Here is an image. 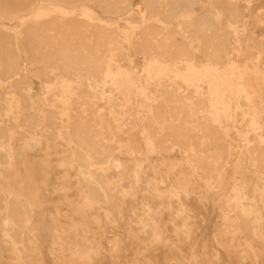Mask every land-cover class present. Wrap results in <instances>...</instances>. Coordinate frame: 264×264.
Segmentation results:
<instances>
[{
	"label": "rangeland",
	"instance_id": "1",
	"mask_svg": "<svg viewBox=\"0 0 264 264\" xmlns=\"http://www.w3.org/2000/svg\"><path fill=\"white\" fill-rule=\"evenodd\" d=\"M198 1L0 0V264H264V0Z\"/></svg>",
	"mask_w": 264,
	"mask_h": 264
},
{
	"label": "bare ground",
	"instance_id": "2",
	"mask_svg": "<svg viewBox=\"0 0 264 264\" xmlns=\"http://www.w3.org/2000/svg\"><path fill=\"white\" fill-rule=\"evenodd\" d=\"M55 2L57 1V0H54ZM173 2H172V4H170L169 6H166V5H164L163 6V9L162 10H160V11H156V13H154L153 15H151L150 14V12H149V14L148 15H150V17L151 18H154V19H159V20H164V19H169V20H173V19H175L176 18V20L178 19V20H180V21H182L183 22V24H184V26H182V27H184L185 28V30H186V32L188 31V33H191V32H189L190 30H192V31H194V32H196V33H206V31H209L210 29H211V23H212V21L210 20L209 21V19L208 18H205V17H203L202 16V5L199 3V1L198 0H172ZM78 4V3H77ZM76 4V5H77ZM96 4V3H95ZM98 4V3H97ZM220 4V3H219ZM75 5V4H74ZM74 8V7H73ZM68 9H69V7H68ZM228 10L229 9H227V13H228ZM104 12V11H103ZM102 12V13H103ZM223 12H226V11H223ZM208 13V12H207ZM100 14V13H99ZM107 14H109V13H107ZM111 14V13H110ZM233 14V13H232ZM101 15V14H100ZM117 15V14H116ZM235 14H233V15H230V19L232 20V21H234L235 20V16H234ZM237 15V14H236ZM104 16V15H103ZM106 16V15H105ZM114 16V15H113ZM112 15L111 16H109V17H113ZM148 17V16H147ZM149 18V17H148ZM227 19H229V18H227ZM227 22V21H226ZM229 22V21H228ZM249 22V21H248ZM214 24H212V26H213ZM153 28H155V27H153ZM215 28V26L213 27V29ZM126 29H128V28H126ZM149 29H151V28H149ZM216 29V28H215ZM146 30H148V29H146ZM184 30V31H185ZM85 31H86V28H73V29H69V30H64V29H57L56 30V32L53 34V36L55 37V40H56V42H60V45H63V44H61V42H66V43H68V42H75V45L76 44H84L83 43V40H84V33H85ZM117 31V30H116ZM215 31V35L217 36V33H216V31H218V30H214ZM213 31V32H214ZM118 32V31H117ZM148 32V31H147ZM172 32V31H171ZM174 32V31H173ZM172 32V33H173ZM175 33H177V32H175ZM174 33V34H175ZM245 33V32H244ZM243 33V34H244ZM43 35H44V38H48V37H46L47 36V34L46 33H42ZM169 34H171V33H169ZM219 34V33H218ZM148 35V34H147ZM154 35H158V34H154ZM190 35V34H189ZM94 36H95V39H94V41L95 42H93V43H106V46L110 49V48H113V47H118L117 46V44H116V42H119L118 40V36L116 35V32L115 31H110V32H103V31H96L95 33H94ZM143 37H144V35H142ZM141 36V37H142ZM202 36V35H201ZM213 36H214V34H213ZM174 37V36H173ZM153 35H150V36H145L144 38H142V40H153ZM216 38V37H215ZM171 39V38H170ZM170 39H168V41L170 40ZM160 41V40H159ZM166 41H167V39H166ZM172 42V41H171ZM158 43H160V42H158ZM208 44V43H207ZM73 45V44H72ZM104 45V44H103ZM177 45V44H176ZM180 45V43L177 45V46H179ZM160 46V45H159ZM172 46V45H171ZM181 46V45H180ZM179 46V47H180ZM183 46V45H182ZM35 47V46H34ZM91 47V46H90ZM104 47V46H103ZM144 48L145 49H147L148 48V45H144ZM163 48V47H162ZM172 48V47H171ZM120 49V48H119ZM222 49H224L223 47H222ZM196 50V49H195ZM225 50V49H224ZM33 51V50H32ZM36 51V50H35ZM143 52V51H142ZM110 53V52H109ZM166 53V52H165ZM87 54H89V53H87ZM63 55V54H62ZM91 55V54H90ZM89 55V56H90ZM167 55V54H166ZM144 56H146V55H144ZM147 56H148V54H147ZM150 56V55H149ZM158 57V56H157ZM172 59H174V58H184V59H188V53L186 52V51H184V50H179L178 52H176L174 55H173V57H171ZM151 59H153L152 57H151ZM159 59V58H158ZM155 60V59H154ZM162 61H164L165 62V60H163V58L161 59ZM68 62V61H67ZM98 62V61H97ZM93 63H96V62H93ZM99 64V63H98ZM56 65V64H55ZM179 65H181V63L179 64ZM240 65V64H239ZM64 68V67H63ZM69 69V68H68ZM66 71V70H65ZM93 71V70H92ZM79 72V71H78ZM103 73V72H102ZM201 74V73H200ZM77 75V74H76ZM231 75V72L230 71H225L224 73H222L221 75H219V77L223 80V81H225L226 79H228L229 78V76ZM233 75H235V74H233ZM236 75H238V74H236ZM235 75V76H236ZM257 75H259V74H257ZM232 76V75H231ZM239 76V75H238ZM262 76V75H261ZM219 78V79H220ZM255 78V77H254ZM110 79V78H109ZM218 79V80H219ZM220 79V80H221ZM249 79H251V77L249 78ZM248 79V80H249ZM256 80L258 81V79L256 78ZM102 81V80H101ZM233 81V80H232ZM263 81V80H262ZM173 82V81H172ZM239 82H243V79H242V81H239ZM256 82V81H255ZM158 83V82H157ZM165 83H167V82H165ZM176 83V82H175ZM225 84H226V82H224ZM234 83V82H233ZM155 84V83H154ZM169 84V83H168ZM225 84H223V85H225ZM244 84H246V83H244ZM244 84H242V85H240L241 87L244 85ZM250 84H251V82H250ZM256 84H258V86H259V81H258V83L256 82ZM261 84H263L262 82H261ZM104 85V84H103ZM160 85V84H159ZM174 85V84H173ZM228 85V84H227ZM247 85V84H246ZM186 86V85H185ZM216 86V85H215ZM262 86V85H261ZM261 86H259V87H261ZM152 87V86H151ZM211 87H213V86H211ZM259 87H257V88H259ZM180 88V87H179ZM253 88V87H252ZM81 89V88H80ZM166 89V88H165ZM220 89V88H219ZM240 89V88H239ZM242 89V88H241ZM250 90L249 88H244L243 90ZM255 88H253L252 90H254ZM260 89V88H259ZM259 89H255V90H259ZM126 90V89H125ZM245 90V91H246ZM261 90V89H260ZM223 91V90H222ZM188 92V91H187ZM197 92V91H196ZM251 92V91H250ZM189 93V92H188ZM214 93V92H213ZM256 93V92H255ZM97 94V93H96ZM166 94V93H165ZM244 95L246 94V93H243ZM257 94V93H256ZM258 94H261V93H259L258 92ZM219 95V94H218ZM249 95V94H248ZM251 95V94H250ZM223 96V95H222ZM256 96V95H255ZM258 96V95H257ZM174 97V96H173ZM80 99H81V97H79ZM147 98V97H146ZM171 98V97H170ZM199 98V97H198ZM218 98V97H217ZM216 98V99H217ZM245 98V97H244ZM254 98V97H253ZM257 98V97H256ZM172 99V98H171ZM219 99V98H218ZM217 99V100H218ZM225 99V98H224ZM149 100V99H148ZM167 100V99H166ZM173 100V99H172ZM222 100V99H221ZM226 100V99H225ZM160 101V100H159ZM163 101V100H162ZM168 101V100H167ZM178 101V100H177ZM191 101V100H190ZM229 101V100H228ZM228 101H226V102H228ZM250 101H252L253 103H254V99H250ZM259 101V100H258ZM129 102V101H128ZM155 102V101H154ZM170 102V101H169ZM179 102H181V101H179ZM193 102V101H192ZM202 102V101H201ZM245 102V101H244ZM262 102V101H261ZM164 103V102H163ZM171 103V102H170ZM203 103V102H202ZM212 103V102H211ZM214 103V102H213ZM212 103V104H213ZM217 103V102H216ZM220 103V102H219ZM223 103V102H222ZM232 103V102H231ZM166 104H168L167 102L164 104V105H166ZM185 104V103H184ZM189 104V103H188ZM228 104L229 103H227V106H228ZM233 104V103H232ZM234 104H235V101H234ZM178 105V104H177ZM221 105V104H220ZM191 106V105H190ZM197 106V105H196ZM210 106V105H209ZM227 106H225V108L227 107ZM93 107V106H92ZM91 107V108H92ZM161 107V106H160ZM163 107V106H162ZM175 107V106H174ZM185 107V106H184ZM202 107H203V104H202ZM212 107V106H211ZM176 108V107H175ZM178 108V107H177ZM205 110L207 109V108H205V107H203ZM230 108H231V106H230ZM81 109V108H80ZM84 109V108H83ZM215 109V108H214ZM223 109V108H222ZM227 109V108H226ZM225 109V110H226ZM233 109V108H232ZM235 109V108H234ZM82 110V109H81ZM80 110V111H81ZM177 110V109H176ZM208 110V109H207ZM218 110H220L219 108H218ZM228 110V109H227ZM256 109H253V111H255ZM161 111H163V110H161ZM223 111V110H222ZM221 111V112H222ZM229 111H231V110H229ZM234 111V110H233ZM233 111H231L232 113H233ZM258 111V110H257ZM263 111H264V109H263ZM77 113V112H76ZM223 113V112H222ZM257 113V112H256ZM258 114V113H257ZM257 114H256V116H257ZM210 115H211V113H210ZM233 115V114H232ZM259 115H262L261 113H259L258 114V116ZM154 116V115H153ZM257 116V117H258ZM260 117V116H259ZM258 117V120L260 119ZM93 118H94V116H93ZM92 118V119H93ZM209 118V117H208ZM99 119V118H98ZM199 119H200V117H199ZM198 119V120H199ZM206 119V118H205ZM204 119V120H205ZM226 119V118H225ZM194 120H196V119H194ZM202 119H200V121H201ZM208 120V119H207ZM213 120V119H212ZM91 121H93V120H91ZM176 121H177V119H176ZM210 121V120H209ZM98 122V121H97ZM109 122V121H108ZM144 122V121H143ZM145 122H146V120H145ZM202 122H205V121H203L202 120ZM202 122H201V124H202ZM232 122V121H231ZM148 123V122H147ZM182 123H185V121L183 122L182 121ZM200 123V122H199ZM213 123V122H212ZM89 124H91V123H89ZM164 124H165V122L164 121H162V122H160V125L161 126H164ZM92 125H94V124H92ZM96 125H97V123H96ZM100 125V124H99ZM204 125V124H203ZM264 125V124H263ZM180 126V125H179ZM197 126V125H196ZM232 126V125H231ZM247 126V125H246ZM78 127V126H77ZM199 127V126H198ZM203 127V126H202ZM205 127V126H204ZM112 127H110V129H111ZM149 128V127H148ZM212 128V127H211ZM109 129V131H112V130H110ZM178 129H180L179 127H178ZM181 129H183V131L185 130L184 128H181ZM207 129V128H206ZM23 130V129H22ZM220 130V129H219ZM99 131V130H98ZM150 131V130H149ZM169 131V130H168ZM180 131V130H179ZM84 132V131H83ZM176 132V131H175ZM181 132V131H180ZM179 132V135L182 133H180ZM185 132V131H184ZM222 132V131H221ZM224 132V131H223ZM29 133V132H28ZM115 134V133H114ZM220 134V133H219ZM218 134V135H219ZM154 135V134H153ZM78 136V135H77ZM150 136V135H149ZM158 136V135H157ZM243 136H244V134H243ZM83 137V136H82ZM169 137V136H168ZM192 137V136H191ZM256 138H257V136H255ZM160 138V137H159ZM171 138V137H170ZM167 140V139H166ZM260 141V140H259ZM156 142V141H155ZM160 144H162V143H160ZM195 145V144H194ZM87 148H88V146H87ZM90 148V147H89ZM88 150V149H87ZM155 150V149H154ZM251 150V149H250ZM257 150V149H256ZM259 151V150H258ZM256 152V151H255ZM262 155H263V153H262ZM258 157V156H257ZM260 158H262V156L260 157ZM259 162H261V161H259ZM104 163V160L101 162V163H99L100 165H102ZM262 163V162H261ZM264 163V162H263ZM3 164V163H2ZM97 162H95V165H99ZM194 164V163H193ZM6 165V164H5ZM99 165V166H100ZM260 165V164H259ZM262 165V164H261ZM87 166V165H86ZM206 167V166H205ZM259 168V167H258ZM262 170V169H261ZM214 172H216V171H214ZM263 172V171H262ZM219 174H221V173H219ZM84 175H85V177H91V175L89 174V173H85L84 172ZM205 177V176H204ZM219 177V176H218ZM213 178V177H212ZM218 179V178H217ZM211 180V179H210ZM213 180V179H212ZM216 181H218V180H216ZM218 184V183H217ZM93 185H97V183H96V181L95 180H93V183H92V186ZM94 189V188H93ZM91 191H92V189H91ZM245 206V205H244ZM243 206V207H244ZM13 220L15 221V225H16V228H15V233H16V236H18L21 232V225L23 224H21L19 221H18V219L15 217V215H13ZM257 220H258V218H257ZM259 226V225H258ZM10 232V231H9ZM20 232V233H19ZM10 234V233H9ZM8 236V235H7ZM11 240H13V238H12V236L10 237V235L8 236Z\"/></svg>",
	"mask_w": 264,
	"mask_h": 264
}]
</instances>
